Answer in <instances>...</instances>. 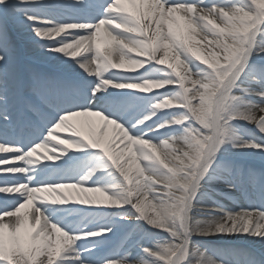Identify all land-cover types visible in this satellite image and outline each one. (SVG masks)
I'll use <instances>...</instances> for the list:
<instances>
[{
  "label": "snow or ice",
  "instance_id": "6c2138e0",
  "mask_svg": "<svg viewBox=\"0 0 264 264\" xmlns=\"http://www.w3.org/2000/svg\"><path fill=\"white\" fill-rule=\"evenodd\" d=\"M257 158L264 0H0V264H264Z\"/></svg>",
  "mask_w": 264,
  "mask_h": 264
},
{
  "label": "bare ground",
  "instance_id": "6f19581e",
  "mask_svg": "<svg viewBox=\"0 0 264 264\" xmlns=\"http://www.w3.org/2000/svg\"><path fill=\"white\" fill-rule=\"evenodd\" d=\"M20 39L24 42L23 36L20 37ZM201 50L204 51L203 47H202ZM205 54H207V52H205ZM236 198L240 199L239 194L236 196ZM228 202H230V201H228ZM211 242L212 243L213 242H222L223 243V242H226V241H224V240H212ZM228 243H230L232 246H235V247L246 248L248 250L254 251L257 254H259V252L261 251V245L259 243H251L250 240L233 239L231 241H228Z\"/></svg>",
  "mask_w": 264,
  "mask_h": 264
},
{
  "label": "rangeland",
  "instance_id": "374dc122",
  "mask_svg": "<svg viewBox=\"0 0 264 264\" xmlns=\"http://www.w3.org/2000/svg\"><path fill=\"white\" fill-rule=\"evenodd\" d=\"M16 29V28H15ZM20 34H21V32H20ZM20 34L18 35V36H20ZM16 41H18L17 40V38L15 37L14 38ZM22 45V44H21ZM24 46V45H23ZM252 165L256 168V167H259L257 170H260V169H264V161H261L259 158H257V159H255L254 161H252ZM235 199V198H234ZM226 204H228V206L229 207H232V206H234V205H236L235 204V201L233 202V200L232 201H230V202H228V201H224ZM120 239L121 238H116V240L113 242L114 243V245H116V244H119L120 243ZM212 243V242H211ZM226 242H213L212 244H214V245H217V246H222V245H224ZM236 245V244H235ZM237 246V245H236Z\"/></svg>",
  "mask_w": 264,
  "mask_h": 264
}]
</instances>
